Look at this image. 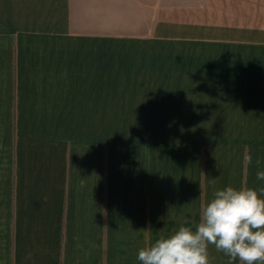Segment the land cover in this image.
Returning <instances> with one entry per match:
<instances>
[{"label": "crops", "instance_id": "0c3cea01", "mask_svg": "<svg viewBox=\"0 0 264 264\" xmlns=\"http://www.w3.org/2000/svg\"><path fill=\"white\" fill-rule=\"evenodd\" d=\"M258 170L264 0H0V264H140Z\"/></svg>", "mask_w": 264, "mask_h": 264}, {"label": "clouds", "instance_id": "9594fccd", "mask_svg": "<svg viewBox=\"0 0 264 264\" xmlns=\"http://www.w3.org/2000/svg\"><path fill=\"white\" fill-rule=\"evenodd\" d=\"M253 164L251 155L245 156ZM259 168L260 161H255ZM257 180L264 181V170ZM217 178L209 183L215 185ZM209 245L228 257L227 264H264V187L216 189L201 207L200 219L192 227L180 226L140 248V264H211Z\"/></svg>", "mask_w": 264, "mask_h": 264}]
</instances>
